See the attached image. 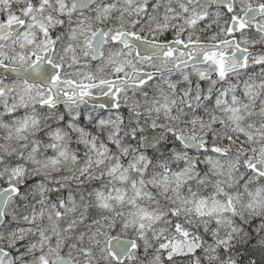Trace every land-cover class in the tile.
Returning <instances> with one entry per match:
<instances>
[{
	"label": "snow or ice",
	"instance_id": "1",
	"mask_svg": "<svg viewBox=\"0 0 264 264\" xmlns=\"http://www.w3.org/2000/svg\"><path fill=\"white\" fill-rule=\"evenodd\" d=\"M0 264H264V0H0Z\"/></svg>",
	"mask_w": 264,
	"mask_h": 264
}]
</instances>
